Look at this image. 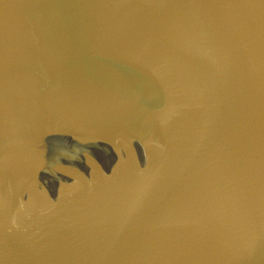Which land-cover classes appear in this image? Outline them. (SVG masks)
Here are the masks:
<instances>
[{"label":"water","instance_id":"1","mask_svg":"<svg viewBox=\"0 0 264 264\" xmlns=\"http://www.w3.org/2000/svg\"><path fill=\"white\" fill-rule=\"evenodd\" d=\"M0 264H264V0H0Z\"/></svg>","mask_w":264,"mask_h":264}]
</instances>
